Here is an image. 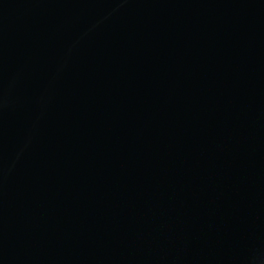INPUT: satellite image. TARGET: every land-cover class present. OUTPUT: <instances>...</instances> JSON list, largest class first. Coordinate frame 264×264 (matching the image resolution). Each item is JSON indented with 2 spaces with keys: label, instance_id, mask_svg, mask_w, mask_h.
<instances>
[{
  "label": "water",
  "instance_id": "1",
  "mask_svg": "<svg viewBox=\"0 0 264 264\" xmlns=\"http://www.w3.org/2000/svg\"><path fill=\"white\" fill-rule=\"evenodd\" d=\"M0 264H264V0H0Z\"/></svg>",
  "mask_w": 264,
  "mask_h": 264
}]
</instances>
